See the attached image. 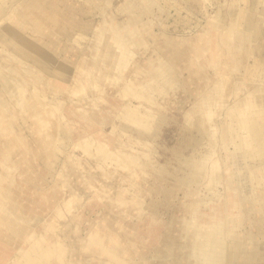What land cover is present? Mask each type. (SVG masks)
Here are the masks:
<instances>
[{"label":"rangeland","instance_id":"obj_1","mask_svg":"<svg viewBox=\"0 0 264 264\" xmlns=\"http://www.w3.org/2000/svg\"><path fill=\"white\" fill-rule=\"evenodd\" d=\"M136 1L141 13L138 17L146 23V27L138 30L145 45L138 49L139 51L132 50V55L126 60L121 71L104 68L106 77L98 79L97 83H91L88 92L77 96L76 91L83 83V75L79 78L82 69L78 67L84 61H92L89 46L94 29L104 24L103 17L107 12L115 14L119 23L126 21L129 15L120 10L124 0H0V70L15 66V72L10 75L23 82L24 98L35 97L42 102L46 111L41 115L46 118L49 112L51 118L49 137L44 128L47 126L45 121H35L28 113L30 107L27 103L8 104L7 107L13 110L10 112L12 117L9 113H0V201L5 200L6 191L14 177L20 180L23 186L22 207L9 213V216H12L8 217L13 223L9 218H6L8 221L0 218L1 223H6L3 226L1 224L0 230H11L15 220L21 222V225H26L27 230L25 237L22 236L17 243H6L0 236V264H22V250L28 248L30 243L27 238L33 233H41L51 224L56 226V231L52 237L53 242L49 244L54 249H60L59 243L54 242H66L70 264H112L107 259L90 254L83 246L91 232L99 230L102 233L113 231L116 239L122 241L120 243L127 249L123 256L128 261L125 264H159L156 247L160 246V242L170 230L181 228L179 217L189 220V228L199 236L221 229L227 219H236L238 232L248 231L249 234H254V246L245 244L244 249L242 248L246 254H243L242 264H264V219H261L264 207L260 203L251 204L245 199L252 194V182L250 178L245 177L249 174L248 165L251 164L250 169L256 170L258 167L260 169L261 163L258 160L252 161L251 158L249 161L241 156L226 159L228 154L235 152V147L220 133L222 123L226 121L225 111L210 122L212 139L217 144L212 148L210 160L207 162L211 166L216 161V165L221 168V180L213 181L211 176L207 175L200 186L181 187L176 185L174 177L182 175L180 171L174 170L179 164L175 151L191 154L194 139L198 136L195 127L186 126V118L191 116L197 103L198 89L205 87L204 74H209L211 79L216 81L227 72L231 63L236 67L233 70L232 85L241 87L257 81L264 82V0H248L247 4L238 0H156L154 3H149L148 0ZM62 3L75 6L71 16L72 25L66 22L72 28L67 31L69 33L57 30L53 17L50 18L52 22H45L48 28V31H45L55 34V37L49 34L42 37V42L45 40L44 46L47 44L49 48L46 46V51L53 53L47 62L46 59H37L38 57L31 54L24 55L22 62L10 58L14 53L16 41L26 36L34 39L26 23H18L21 13L29 12L33 16L34 10L39 11L41 6L51 7L52 4H57V9L61 12L64 10ZM239 5L246 6L253 21L259 24L258 37L253 43L247 40V23L246 19L242 18L239 20L240 24L242 23L239 30H243L244 42L238 46L228 45L224 41L226 34L231 30L230 12ZM81 8H87L89 12L83 13ZM62 19L64 20V17ZM74 24L77 25L73 28ZM3 26L7 30L3 31ZM53 38L58 40L53 42ZM207 39L211 40L209 51L206 46ZM33 41L36 42L35 39ZM60 41L61 44H66V49H72L54 54ZM53 43L54 49L49 46ZM165 43H178L181 49L186 50L188 58L185 57L177 69L182 78L189 80L165 94H153L157 102L153 110L165 119L164 125H154L157 135L155 138L151 133L146 134L145 129L138 127L141 132L135 129L124 130L121 127L124 117L120 116L122 107L128 103L143 109L144 105L137 98L123 99V88L126 83L135 82L138 75L145 71V58L152 54V47L157 48ZM210 50L218 53L217 59L223 63V67L216 71L203 62L197 68L199 79L192 76L189 66L195 64L196 59H205ZM241 57L243 58L240 60ZM57 67L60 69L57 70ZM43 71L46 77H56L55 80H59L63 89L54 93L44 89L41 84L38 85L37 82L41 80L39 72ZM57 73L60 76H57ZM233 90L234 86L231 93H226L228 103H232L236 98ZM68 122H71L70 125ZM83 136L98 139L97 142L106 145L113 155L103 156L101 159L87 154L78 145L79 138ZM38 139L41 146L46 147V151L50 153L49 156L35 152L33 148L31 150V146L38 148ZM145 139L148 141L147 146L140 143ZM207 141L206 137L197 146V150L203 151ZM2 149L4 152L6 149L10 154L5 155L6 152ZM120 149L125 150L124 162L129 163L130 168L138 173L131 175L127 168L115 161L113 157ZM6 158L11 162L9 166L13 169L8 175L4 164ZM143 160L145 164L142 163ZM148 160L151 165H148ZM259 160L264 164L263 160ZM240 162L243 165H240ZM163 164L172 174L157 172L156 165ZM142 168L147 169L144 176L140 172ZM231 181H236V189L231 188ZM254 186L257 187L258 184L254 182ZM35 200L36 204L33 203ZM183 201L188 203V209L181 203ZM246 206H250L248 211ZM59 207L62 208L61 214ZM241 213H245L246 217L239 223L237 218ZM192 218L194 219L191 221ZM257 219L260 223L259 231L251 225ZM253 254L256 260L255 256L254 260L251 257ZM115 261L119 264V261Z\"/></svg>","mask_w":264,"mask_h":264},{"label":"bare ground","instance_id":"obj_2","mask_svg":"<svg viewBox=\"0 0 264 264\" xmlns=\"http://www.w3.org/2000/svg\"><path fill=\"white\" fill-rule=\"evenodd\" d=\"M148 1L149 3H154L156 0H148ZM238 1L243 3L246 2L247 4L248 0H238ZM52 5L51 7L41 6L39 11L34 10L32 12L33 16H31L29 12L21 13L19 18L20 20L18 23L21 22L26 23L28 30H31V36L33 35V38L36 40V42L33 41L34 39L31 40L30 37L27 36L23 37V39H19L18 41L15 42L16 46L13 47L14 53L11 54L12 57L9 56L10 58L12 59L16 58L19 61L21 60L23 61V58L25 57L24 55L31 54L36 58L38 57L37 59H43L44 61L46 59L45 62H47L50 54L53 55V53L51 52L52 50H50L51 52L50 54L48 53L49 51H46L48 46L47 44L44 46L45 40L44 42H42V37L44 35L49 34V36L54 35L55 37V34H52V32L48 33L45 31V30L48 31L45 22H52L50 18L53 17L54 18L53 22L56 25V27H58L57 30L59 31L64 30L66 32L69 31V29L72 28L71 26H69V24L72 25L71 16L74 13L75 6L62 3L61 6L64 7L63 8L64 10L60 12L58 10L59 8L57 7V4H52ZM138 9H139V5L137 4L136 0H124L120 10L127 12L129 18L121 23L117 21L115 14H111L108 12L104 14L103 17L104 24L94 29V33L90 39L91 45L89 47L91 48L92 61L90 62L84 61L78 67L82 69L81 70L82 73L81 76H79V78L82 77L83 75V83L76 91L77 96L88 92L90 90L89 86L92 85L91 83L93 82L97 83L98 79H102L106 77L105 73H103L104 68L114 69V70L117 69L121 71V68L124 67L126 60L130 57V55H132V50L139 51L138 49H141L145 45V42H143V40L141 39V35L139 31L143 27H146V23L142 21L140 17H138L141 14ZM80 10L83 13L89 12L87 8H84V10L81 8ZM248 10L246 9V6L243 5H239L238 7L232 9V11L230 10L231 30L225 36L224 42L226 44L228 45L232 44L238 46L239 44H242L244 42L243 33H242L243 30H239L241 29L240 26L242 24V23L240 24L239 20H241L242 18H245L247 23L246 26L247 31L245 32L247 34V40L252 42L253 40H256V38L258 37L259 24L253 21L252 15ZM62 17H64V20L62 19ZM28 22L32 24V26ZM66 22L69 24H67ZM76 25L77 24H74L73 28ZM243 25L245 26V24ZM4 27L5 26H3L2 28ZM217 27H220V25H217ZM148 28H150L149 24H148ZM5 30L7 29L4 28L3 31ZM55 39L53 38L52 41ZM210 43L211 40L207 39L206 46L208 51H209ZM23 44L25 45V47H23ZM177 44L172 43L171 45H167L165 43L157 48L152 47L153 49L152 54H150V56H146L145 58V69H144L145 71L138 75V77L135 79L136 80L135 82H128L127 80L128 83L125 84L121 96L123 97V99L128 98V100L132 98H137L141 100V103H143L144 106L143 109H140L139 107L130 106L127 103L126 106L122 107V112L120 113V116L124 117L122 118L123 120L121 121L122 122L121 127L124 130L132 131L133 129H135L141 132V130L139 129H145L146 134L151 133V136L155 138L157 135H155L154 132L155 131L154 125L158 123L164 125L163 122L165 119H163L161 115L155 113V110H153V107H155L157 104L153 94L156 93L165 94L172 89L173 90L177 89L180 86V84L188 82L189 80L188 78L186 79L182 78V75H180V73L178 72L177 68L179 67L183 59L185 57L188 58V56H186L187 55L186 50L181 49L179 47V44L178 45ZM51 45L49 46L52 48L55 46L54 43L52 46ZM66 48H67L66 44L65 43L61 44L60 41L56 45L54 54L55 53L61 54V51L62 52L69 51L72 49V48L69 49ZM248 52L249 51L247 50V54ZM217 55L218 53L216 51L210 50V54L207 57H205V59L202 58L196 59L197 61L196 62L194 61L195 64L189 66V70L191 71L192 76L197 77L199 79L197 68L201 66L203 62H206V64L209 65L212 70L218 71L221 67H223V63L218 61L217 58L219 55L218 56ZM249 57H250V53H249ZM242 58L243 57H241L240 60ZM60 63L61 64L59 65L61 66L62 62ZM14 67L15 66H11L10 69L8 70L7 69L0 70V113L2 112L9 113V115H11L12 117L13 114L11 113L13 112V110L7 107L8 104L27 103L28 107H30L28 113L32 115L35 121H39V120L45 121L47 126H44V128L47 132L46 134L49 136L48 133L51 129L49 126L51 122V118H49L50 113L48 112L49 115L48 117L45 118V116L41 115L43 111H46L45 105L42 102H39L35 97L33 98L31 96H30L31 98L29 99L24 98L23 95L25 93V88L23 82H21V80H17L16 78H13L10 75L11 73L15 72ZM234 68L236 67L230 63V67L227 70V72L223 73V76L221 78L219 77L220 79L216 81L211 79L209 74L207 73L204 74L205 77L204 81L206 82L205 87L202 86L201 88L198 89L197 92L198 97L196 99L197 103L193 107L191 116H187L186 118V126L188 128L195 127L198 131V136L194 139L193 151L191 154L186 155L180 150L175 151L177 154V158L179 160V164L177 167L174 168V170L177 172L180 171L182 173V175H174V177L176 178V185H180L181 187L188 185L200 186L202 185V182L207 177V175H210L213 181L217 182L221 180L222 178L221 168L218 165H216V161H214V164L212 163L211 166L207 162H209L210 160L211 151H213L212 148L216 146L215 140L212 139V129L210 127V122L213 121L216 117L221 116L222 111H225L226 121L222 123V126L220 128L221 130L220 133L224 138H228L229 141H231L235 147V152H233V154H228L227 158L226 157L225 158L229 160V157L233 158L235 156L238 157L241 156L245 159L251 158V160L253 159L252 161H256L259 159L264 160V82L257 81L251 85L245 84L244 86L241 87H237L235 84L232 85L233 83L232 75ZM56 69L58 70L60 68L57 67ZM86 73H88V75ZM39 74H41L40 77L41 80L40 82L37 83H39L38 85L41 84V86L44 89H48L49 91L54 93L59 92L63 89L62 85L59 84V80H55L56 77L49 78L47 76L48 77L47 78L45 75L46 73L44 74V71L43 73L39 72ZM57 74H58L57 76H60L59 73ZM251 77H253V75ZM232 86H234L233 92L236 93L235 94L236 98L233 100L232 103H228V98L226 93L227 92L231 93ZM38 106L41 107L39 108ZM133 125H135L136 127H134ZM48 136H46V138H48ZM19 137H21V135H19ZM206 137L208 138L207 141L208 143L207 145H205V149L203 151L197 150V146L201 144ZM79 139L80 142L78 145L87 154L90 153L101 159L103 156L113 155L112 153H110L109 148H107L106 145L104 146L101 143L97 142L98 139L95 140L90 136H83ZM140 143L145 146L148 145V141L146 139L140 141ZM37 144H38V148L31 146V150L34 149L35 152L36 151L41 152L45 156H49L50 153L46 151L45 149L46 147L43 148L41 146L40 139L37 140ZM43 144L44 143H42V145ZM2 151L4 152L3 149ZM123 152H125V150L120 149V151L115 153V156L113 157L115 161L121 164L122 167L127 168V171H129L131 175L138 173L130 168L129 163L124 162L125 159H123V154L125 153ZM8 153L9 152H6L5 155ZM4 162L6 167L5 171L7 172L8 175V172L13 171L12 167L9 166L11 162L7 158L6 161ZM142 163H144V160ZM149 164L151 165L150 160H148V165ZM240 165L243 164L241 163ZM250 165H248L249 174L245 177H247L248 179L250 178L252 182V194L250 195V197L249 196L245 197V199L247 202H250L251 204L260 203L264 207V185H259L260 188L254 186V182L260 184L259 182H261V180H264V164L261 170L250 169ZM155 169L157 170V172L162 174L163 173H166L167 175L172 174L168 172V167L164 164L159 166L156 165ZM5 171H3V173ZM140 172L143 173L142 176H144V173L147 172V169L142 168ZM4 184L6 185V183ZM9 185L10 187L7 189L5 194L6 195L4 200L5 202L3 200L0 201V203H2V205L0 206V218L1 220L3 219L4 221L6 218L8 219L10 216H12V215L9 216L10 212H12L15 208L19 210L23 205L22 204L23 195L21 194V190L23 189L22 188L23 186L20 180H17L14 177ZM230 185L231 188L233 189H236L238 187V185H236V181H231ZM39 198L41 199L40 196ZM39 198L37 200H39ZM33 203L36 204V200L33 201ZM181 203L186 209L189 208L188 203L186 201H183ZM245 208H247L246 211H248L250 209V206H246ZM61 209L62 208L59 207L58 211L60 214H61ZM245 217L246 214L241 213L239 218H237V221L240 220L239 223H241V220L244 219ZM261 217L264 219V212H262ZM179 219H180L179 223L181 225V228L170 230L166 234V237H164L163 240L160 242V246L156 247L157 259H159L160 261L159 264H242V257L243 254H245L243 253L242 248L245 246V244L253 245L252 242L254 239L252 238V236L254 234H249L248 231L243 233L238 232L237 227L239 225L238 222L236 223L235 221L236 219H227L225 220L221 229L203 233L201 234V236H199L198 233H196L194 230H191L189 228V222H190L189 220H187L184 217H179ZM193 219L194 218H192L191 221ZM1 220H0V226L1 224L3 226L5 222L1 223L2 222ZM9 220L11 221L12 219L9 218ZM15 221L16 223L15 225L13 224L14 227L11 230L8 231V228L7 231L3 230V228H2L3 230L2 232L0 230V236H2L1 239L4 240L6 243H17V241L21 240L22 236L25 237L24 234L27 231L25 227L26 225H21L20 224L21 222L18 223L17 220ZM176 221L178 222V220ZM258 221L259 220H256L251 225L252 227H256L259 231L261 229L258 226L259 223ZM11 223H13V221H11ZM48 231L51 232L56 231V226L54 224H51L41 233H35V234L33 233L27 238V240H29L30 243L28 248H24L22 250L23 251L21 255L22 264H25L26 259H28L29 255H31L32 253H34L35 255L40 253V248L43 242H45L44 235H46ZM95 236H97L98 239ZM95 236H93L92 238L89 237L87 243L83 244L84 248L89 250L90 254L95 255L100 259L101 258L107 259L108 261L112 262V264L117 263L115 260L119 261V264H125L126 262H128L123 257L124 254L127 252V249L124 248L123 245L120 243L122 242L120 239H116L113 231L105 232V233H97V235ZM262 236L264 237V235ZM93 245L95 246V248L96 246L101 247L100 248L101 250H99V247L96 248L95 250ZM101 252L105 253L104 256L102 255ZM256 252L257 251L255 250V253ZM254 256H255L254 254L253 256H251L253 257V260H254ZM255 260H256V256H255ZM253 262L254 261H252V263Z\"/></svg>","mask_w":264,"mask_h":264},{"label":"crops","instance_id":"obj_3","mask_svg":"<svg viewBox=\"0 0 264 264\" xmlns=\"http://www.w3.org/2000/svg\"><path fill=\"white\" fill-rule=\"evenodd\" d=\"M177 125H178V122H177ZM178 127V126H177ZM259 161V163H261V167H260V170H261V168L263 167V162L262 161H260V160H258ZM264 161V160H263ZM259 168V167H258ZM257 168V169H258ZM263 173V172H262ZM260 184H258V186H257V188H260V186L259 185H264V180L262 181L261 180V182H259ZM135 202V201H134ZM136 203V202H135ZM261 219H263L262 217H261ZM258 220V219H257ZM259 222V221H258ZM111 232V231H110ZM54 233H55V231H48V233L46 234V235H44V237H45V239H44V241L45 242H43V244H42V246H41V248H40V253L39 254H34V253H32L31 255H29V257H28V259H26V262H25V264H59V263H61V264H70L69 263V258H68V246H67V244H66V242H63L62 240L60 241V240H57L56 242H54V243H59L58 245H59V247H60V249H58V248H53V246L52 245H50L49 244V242H53L52 240V237H53V235H54ZM97 233H102V231L101 230H99V231H94V232H91V234H90V237L92 238L93 236H95V235H97ZM103 233H105V232H103ZM48 236V237H47ZM47 237V238H46ZM96 238H97V236H95ZM49 238V239H48ZM95 238V239H96ZM52 239V240H51ZM98 239V238H97ZM87 241H88V239L84 242V243H87ZM97 241V240H96ZM63 242V243H62ZM93 242V241H92ZM133 242H135V241H133ZM48 244V245H45V244ZM50 245V246H49ZM90 245V244H89ZM57 246V245H56ZM92 246V245H91ZM94 246V245H93ZM99 246H96V248H98ZM43 248V249H42ZM96 248H95V246H94V249L96 250ZM101 247H99V250H101L100 249ZM98 250V251H99ZM102 253V255L104 256V252H101ZM53 257H54V260H53ZM67 257V258H66ZM35 259V260H34ZM0 260H1V255H0ZM29 261V262H28ZM58 261V262H57ZM60 261V262H59ZM51 262V263H50Z\"/></svg>","mask_w":264,"mask_h":264}]
</instances>
